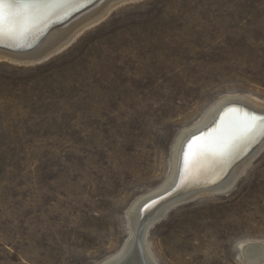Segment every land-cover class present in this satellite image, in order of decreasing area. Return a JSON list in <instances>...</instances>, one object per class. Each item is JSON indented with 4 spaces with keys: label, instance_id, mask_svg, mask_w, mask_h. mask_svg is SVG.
<instances>
[{
    "label": "rangeland",
    "instance_id": "obj_1",
    "mask_svg": "<svg viewBox=\"0 0 264 264\" xmlns=\"http://www.w3.org/2000/svg\"><path fill=\"white\" fill-rule=\"evenodd\" d=\"M188 1L124 4L40 64L0 61V264H101L165 182L181 131L223 98L264 104V0ZM261 151L229 194L155 222L158 264H250L242 245L264 244Z\"/></svg>",
    "mask_w": 264,
    "mask_h": 264
},
{
    "label": "bare ground",
    "instance_id": "obj_2",
    "mask_svg": "<svg viewBox=\"0 0 264 264\" xmlns=\"http://www.w3.org/2000/svg\"><path fill=\"white\" fill-rule=\"evenodd\" d=\"M94 1L62 0V5L59 9H52L49 14L41 15L37 19H30L31 10L27 6L34 1L5 0L6 17L8 13H11L12 19L6 18L4 21L2 31H0V47L16 51L30 49L38 44L37 42L49 29L64 23L80 9L91 5ZM135 1L138 0H101L93 8H89L90 10L80 13L70 23L52 31L47 40L36 51L20 54L0 49V61L4 60L5 62L8 61L20 65L40 64L71 45L85 30L103 21L114 8ZM202 1L193 0L188 2L192 4L193 2L201 3ZM9 3L13 6L11 9L7 7ZM251 99L244 97L223 98L210 107L194 125L185 128L179 133L174 146H172L170 170L165 182L145 197L136 200L135 204L133 203L134 205L128 214L129 238L118 253L106 258L101 264H128L126 261L134 246L136 226L140 218L141 209L145 204L167 193L176 185L181 173V166L185 167L181 173L179 189L185 190L193 187H208L211 184L217 185L213 188L210 187L193 192L188 196L171 202L152 216L141 230L139 247L132 264H158L148 244V232L155 222L160 220L172 207L198 196H209L211 194L227 195L232 191L238 178L264 148L263 141L258 149L249 157H245L247 152L264 136V125L257 127L255 131H246L248 116H255L257 119L264 118L257 115H264V104ZM1 110L4 111L3 109ZM5 111L10 110L6 109ZM3 120H5V116ZM228 176L229 178H226ZM90 233L87 230L83 233L82 240L84 242L87 239L88 243L91 242ZM241 256L250 264L263 263L264 244L248 243L242 245ZM85 257H87L85 254L73 255L74 261L76 260L75 263L77 262L78 264Z\"/></svg>",
    "mask_w": 264,
    "mask_h": 264
},
{
    "label": "water",
    "instance_id": "obj_3",
    "mask_svg": "<svg viewBox=\"0 0 264 264\" xmlns=\"http://www.w3.org/2000/svg\"><path fill=\"white\" fill-rule=\"evenodd\" d=\"M15 1H23V2H25L26 0H15ZM27 1L28 2H30V1L33 2L34 0H27ZM92 4L90 6H87L85 8L80 9V11H78L77 13H75L73 16H71V18L69 20L65 21L64 23L53 27V29L50 31V33L52 31H54L55 29L60 28V27H62L64 25H66L67 23H69L70 21H72L75 17H77L80 13H82L84 11H87L92 6ZM46 38L47 37H45V39L41 43H39L38 45H36L32 49H27V50H23V51H16V50H13V49H10V48H6V47H0V49L6 50V51H9V52H13V53H20V54L21 53H28V52H32V51L37 50L40 47V45L46 40ZM184 167L185 166H181V173L184 170ZM181 173L179 174L178 181H177L176 185L171 190H169L167 193L163 194L162 196H159L158 198L154 199L155 201L152 200L155 203L154 202L151 203L152 201H150L147 204H145V206L141 209V211H140V218H139L138 223H137V226H136V236H135V239H134V241H135L134 242V246H133L132 252L129 254V256L127 257V261H126L128 264H132L134 262L135 258H136V252H137V249L139 247V241H140V233H141V230L144 227V225L148 222V220H150L152 218V216H154L165 205H167V204H169L171 202H174V201L178 200V198L181 199V197H177L176 198L177 195H174L175 192L177 193L179 191V187H180V184H181L180 180H181V176H182ZM197 191H200V190H197ZM181 196L183 197L185 195H181ZM164 200H165V203L162 204L161 206H159V208L156 209L153 212L152 211L153 206L156 203L161 202V201H164Z\"/></svg>",
    "mask_w": 264,
    "mask_h": 264
},
{
    "label": "snow or ice",
    "instance_id": "obj_4",
    "mask_svg": "<svg viewBox=\"0 0 264 264\" xmlns=\"http://www.w3.org/2000/svg\"><path fill=\"white\" fill-rule=\"evenodd\" d=\"M62 5V0H34V2L27 7L31 10L30 19H37L41 15H46L52 9H59ZM9 9L13 6L9 3ZM12 19V14L8 13L6 17L5 0H0V31H2L5 19ZM261 125H264V118L257 119L255 116H248L246 123V131L252 132Z\"/></svg>",
    "mask_w": 264,
    "mask_h": 264
}]
</instances>
